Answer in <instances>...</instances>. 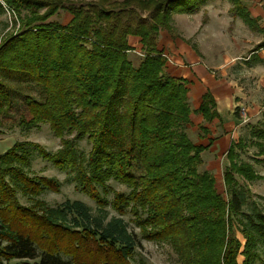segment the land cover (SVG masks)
Returning a JSON list of instances; mask_svg holds the SVG:
<instances>
[{"label": "trees", "instance_id": "trees-1", "mask_svg": "<svg viewBox=\"0 0 264 264\" xmlns=\"http://www.w3.org/2000/svg\"><path fill=\"white\" fill-rule=\"evenodd\" d=\"M0 1L18 24L0 37V127L30 130L47 123L61 142L53 153L21 141L0 153V264H130L141 238L169 243L183 264H237L233 219L245 239L243 264H253L255 248L264 246V214L243 212L235 175L261 176L251 163L236 160L242 140L226 151L228 198L217 192L210 172L199 171L213 138L194 143L190 115L222 126L217 102L206 90L192 110L188 80L165 72L167 57L157 44L161 30L174 38L173 13H192L206 0ZM229 1L231 12L264 34L242 0ZM60 10L71 15L66 24L50 20ZM129 36L139 38L137 64L129 56ZM261 47L264 42L256 50ZM15 94L28 109L17 121L3 118ZM198 130L201 139L209 134L203 124ZM250 136L256 154L264 155V105ZM82 139L91 145L87 155L78 147ZM32 149L73 172L95 210L80 200L49 206L38 198L60 185L30 175ZM111 179L129 191L113 190ZM18 192L31 204H22ZM127 211L138 233L122 217Z\"/></svg>", "mask_w": 264, "mask_h": 264}, {"label": "rangeland", "instance_id": "rangeland-1", "mask_svg": "<svg viewBox=\"0 0 264 264\" xmlns=\"http://www.w3.org/2000/svg\"><path fill=\"white\" fill-rule=\"evenodd\" d=\"M65 1L78 3L89 0ZM0 2L3 7V11H0V37H4L8 32L16 31L18 24L14 25V15L11 14L3 1ZM231 7L232 4L229 0H206L192 13H173L174 38L167 30H161L160 43L163 50L164 45H167L170 39H180L187 45L192 46L194 44L197 50L200 51L202 55L199 57L201 65L208 70L210 69L211 74L217 80V96L218 98L222 97L219 100L226 105H230V110L236 121V125L231 130L229 145L231 142H237L238 140H242L244 143L243 148H236V160L251 163L255 172L261 176L253 180H245L240 175H235L238 182L237 188L244 194L242 210L245 213L258 212L264 214V155L256 154L258 148L251 144L250 136L251 127L261 120V111L264 105V47L256 50L259 44L264 42V34L244 24L238 15L231 12ZM70 18V14L60 10L58 15L51 17L50 20L66 24ZM260 24L264 27V21ZM128 43L133 48V51L129 53L130 59L134 64H137L141 59L139 38L129 36ZM165 72L168 74L167 71ZM202 85L198 83L192 85L188 81V101L192 110L198 108L200 104L201 96L197 104L193 96L197 91L196 87L200 89V87L203 88ZM220 104V113L222 116H226V109L222 107L224 104L221 102ZM27 114L28 109L23 97L15 94L12 106L3 118L17 121L21 115ZM190 118L192 124L188 128V135L194 143L206 145L208 137L213 138L214 141L221 136L222 128L219 126L217 119L205 123L201 115L193 113H191ZM199 124L205 125L209 130V134L202 139L199 137V134L202 133L198 130ZM19 141L37 143L50 153L55 152L61 146L60 139L54 135L47 123L40 124L30 130H21L19 127L13 129L0 127V153ZM78 147L87 155L91 145L85 139H82L78 142ZM224 148L223 150H220V148L216 150L212 149L211 145L203 151L201 154L202 163L198 169L199 171L206 170L210 172L215 179L217 192L228 198L226 186L223 182V171L229 165V160L226 156L228 148L225 146ZM29 173L32 176L52 177L59 182L58 191L43 189L39 194L38 198L45 201L47 205L54 206L65 199H71L83 201L95 210L96 204L92 198L76 188L77 182L74 179V173L69 174L67 171L56 167L49 159L41 157L35 150L32 154ZM108 185L113 190H121L126 193L129 191L126 185L113 179L108 181ZM112 195V193L108 194L109 200ZM17 197L22 204H31L21 192L17 193ZM107 208L110 214L117 215L110 207ZM122 217L127 222L130 230H134L136 233L139 232L138 228L134 226L131 212L127 211ZM233 222L234 236L240 242L236 261L237 264H243L242 251L245 239L240 232V228L237 227L236 220L233 219ZM140 242L141 245L136 248L130 259V264H183L177 252L169 243L142 238ZM255 250L258 258L253 261V264H264V246L259 243ZM19 263L20 261H11L9 264Z\"/></svg>", "mask_w": 264, "mask_h": 264}, {"label": "crops", "instance_id": "crops-1", "mask_svg": "<svg viewBox=\"0 0 264 264\" xmlns=\"http://www.w3.org/2000/svg\"><path fill=\"white\" fill-rule=\"evenodd\" d=\"M242 2L254 17H259L260 23L264 21V0H242ZM160 36L161 34L159 35L158 47L162 49L163 46L160 43ZM163 51L167 56L165 71H167L169 75L185 78L190 81L192 85H197V83L199 85L203 84V88L200 87V89H197L195 86L197 91L193 97L196 104L199 103L200 96L206 89L212 92L216 98L217 109L222 120L221 136L213 141L212 149L218 150L220 148V150H223L224 146L228 148L231 140V130L236 125V121L230 110V105L224 104L217 96V80H215L214 76L211 74L210 69L208 70L201 65L199 57L202 55L200 51L197 53L192 46L187 45V43L180 39H170L169 43L164 45ZM220 102L224 104L222 107L226 109V116H222L220 113Z\"/></svg>", "mask_w": 264, "mask_h": 264}, {"label": "bare ground", "instance_id": "bare-ground-1", "mask_svg": "<svg viewBox=\"0 0 264 264\" xmlns=\"http://www.w3.org/2000/svg\"><path fill=\"white\" fill-rule=\"evenodd\" d=\"M225 87H227V86H225ZM225 89H226V88H225ZM221 91H222V90H221ZM221 91H220V92H221ZM227 91H228V90H227ZM216 92H217V91H216ZM222 93H223V92H222ZM220 94H221V93H220ZM223 96L225 97V95H223ZM226 96H227V95H226ZM220 98H222V97H220ZM220 98H219V99H220Z\"/></svg>", "mask_w": 264, "mask_h": 264}]
</instances>
